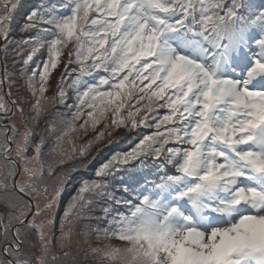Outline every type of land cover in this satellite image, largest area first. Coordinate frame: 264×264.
I'll use <instances>...</instances> for the list:
<instances>
[{
    "label": "snow or ice",
    "instance_id": "obj_1",
    "mask_svg": "<svg viewBox=\"0 0 264 264\" xmlns=\"http://www.w3.org/2000/svg\"><path fill=\"white\" fill-rule=\"evenodd\" d=\"M0 264H264V0H0Z\"/></svg>",
    "mask_w": 264,
    "mask_h": 264
}]
</instances>
